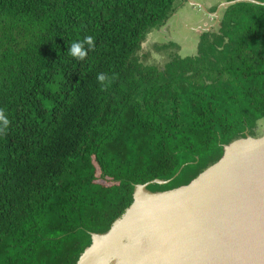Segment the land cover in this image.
<instances>
[{
  "label": "trees",
  "instance_id": "1",
  "mask_svg": "<svg viewBox=\"0 0 264 264\" xmlns=\"http://www.w3.org/2000/svg\"><path fill=\"white\" fill-rule=\"evenodd\" d=\"M180 1L0 0V264H77L138 185H189L257 136L264 0L224 7L194 54L147 63L144 44ZM88 36L95 48L72 58Z\"/></svg>",
  "mask_w": 264,
  "mask_h": 264
},
{
  "label": "rangeland",
  "instance_id": "2",
  "mask_svg": "<svg viewBox=\"0 0 264 264\" xmlns=\"http://www.w3.org/2000/svg\"><path fill=\"white\" fill-rule=\"evenodd\" d=\"M178 4H180V6L168 24L162 29L152 32L144 44L143 52L149 55L146 58L147 63L163 66L169 61V53L172 52H178L183 56L194 54L198 47L201 32L205 29L211 30L218 24L220 18L219 14L224 7H227L228 2L227 0H184L180 1ZM217 5L220 6L218 12L215 13L211 8ZM171 42L177 43V47H170L166 50L165 48L157 49V46L169 45ZM256 133L257 136L255 138L264 136V120L259 122ZM255 148H257L256 143L254 144L252 142L240 143L236 147L238 154L244 153L245 151H254ZM253 158L258 164H263L264 150H262L259 156L256 155ZM241 164H246L243 170H239L240 172L234 171L229 180H225L227 176H225V179L224 177L220 180L218 179L206 191L203 189V192L195 194V198H193L194 196L189 198L185 205H183L184 215L176 213L178 216L177 220L175 219V213H173L172 215L162 216L155 222L152 220L151 228L147 227V225H143L141 222L139 224L140 229H137V236L140 237V241L136 239V237L133 239L132 232L130 237L123 239L124 246L120 244V246L113 247L115 244L113 243V245L97 255L89 264H173L171 253L178 251L176 250L177 247L174 249L175 241L180 238V241H183L182 246H184L187 242L184 239H187V235L190 232L195 231L200 237L198 239H200L201 242L198 241L196 245L200 243L203 244V242H206V245H208L213 241L214 237L210 230H215L223 236L231 234L233 225L231 224V227L228 228L227 225L223 223L226 220H220L222 224L216 223L215 220L209 221L208 217L211 218V216L205 211V207L208 212L215 213L219 211L218 208H221L222 204L225 206L224 209L228 208L227 204H229V201L234 203L231 204L232 206L230 207L234 208L235 211L237 210V205L246 204V207H243V216L239 217L237 211L234 212L232 210L234 214L230 217L231 222H238V224L241 221L247 222L248 220H252L254 217L256 218V216L260 217V214L263 216L264 203H261V205L258 202L254 203L252 201L254 204V206H252L251 199L248 198V196L245 197L241 184L242 182L248 184L245 186L246 188L250 183L254 185L253 189L255 188L260 192L261 196H259V198L261 197L260 199L263 200L264 176L257 173L258 168L253 159L251 161L250 159L241 161ZM236 177L239 181L236 180ZM257 191H255L256 195H258ZM254 201L256 202V199H254ZM251 206L253 209L255 207V211ZM260 220H262L260 222H263L264 216ZM226 222L230 224V219ZM262 234L264 235V230ZM236 239H238V237H236ZM192 240L190 239L187 244L191 245ZM160 241H162L160 246H153ZM141 245L143 247H141ZM172 246L173 248L171 249ZM130 247H133V259L131 260L127 257V251ZM238 248L243 251L244 246L243 248ZM134 250H139L140 252H135ZM237 251L239 250L237 249Z\"/></svg>",
  "mask_w": 264,
  "mask_h": 264
},
{
  "label": "water",
  "instance_id": "3",
  "mask_svg": "<svg viewBox=\"0 0 264 264\" xmlns=\"http://www.w3.org/2000/svg\"><path fill=\"white\" fill-rule=\"evenodd\" d=\"M238 1H245V0H237L235 2H228L227 6L231 5L232 3H236ZM246 1H248V0H246ZM244 142H254V144L256 143L259 146H261V145L264 146V136L261 138H255V137L249 135L246 138H241V139L233 142L232 144L227 145L226 146V153H225L224 157L218 163H216L213 166H211L210 168H208L205 172H203L198 178H196L194 181H192L189 185H185V186H182V187H179V188H176L173 190L165 191V192H152L148 189V186L151 183L165 184V183H168L169 181H164V180L158 179V180H155V181L147 183V184L138 185L136 188V191H135V201L132 204V206L126 211V213L120 219H118L115 222V224L113 225V227L111 228V230L108 233H106V234H96V233L93 234V244L86 249V251L82 254V256H81V258L77 264H89L97 255L102 253L105 250L104 248H107L109 246V243L112 240H115V238L117 236H119V233L123 230L125 225L131 223L133 221V219L136 218L137 216H141L140 212L142 209H144L146 207L147 208H156V207H161V206L167 205V203L161 199L169 198L170 197L169 195H172V196L179 195L182 197H183V195H187V196H189V198H192V196H193L192 194L194 192H196L200 189H206L207 190L218 179L220 180L223 177L228 176L230 173H232L234 171L240 172L238 170V168L235 166V163L233 161V155H234L235 151H237L235 148L238 146V144L244 143ZM219 174H221V175H219ZM211 176H212V178H210ZM236 180L239 181V179L237 177H236ZM240 182H242V181H240ZM241 185H242L241 187L243 188V192L245 193V197L248 196V198L251 199L250 201H251L252 206H254L253 202L254 203L258 202L259 204L264 203V199L262 200L259 198V196H261L260 192H258L255 188L253 189L254 185H251V183H250V185L247 188L245 186L248 184L242 182ZM142 189L147 194H149L151 196L150 198H152L153 201H147V200L142 201L140 199L138 194ZM206 190H204V191H206ZM255 191L258 192V195H256ZM189 198L186 199V196H185V199H182L180 201V203L177 202L178 205L175 207L174 213L176 212V213H181V215H184L183 205H185L186 201H188ZM255 198H256V202L254 201ZM164 202L166 204H164ZM227 205H228V207L232 206L231 204H227ZM178 206H180V207L177 208ZM169 208L170 207L164 208L163 209L164 212L159 213L160 217L167 216V215L171 214V212L169 213V211H170ZM252 209H253V207H252ZM253 210L255 211V207ZM148 215H150V214H148ZM149 219H150V221L154 220L152 218H149ZM256 219L257 218L254 217V219H252V220H248L247 222L241 221V222H239V224H238V222H236V223L231 222V219H230V225L231 224L233 225V229L231 231V234H229V240L234 241L235 245H238V247H240V248H243V246H244V249L241 253L234 250L235 253L234 254L230 253L229 255H227L228 254V252L226 250L227 245L225 246V241H224V237H228V236H223L222 234H221L222 235L221 236L217 231L210 230L209 228H206L205 226H203L204 228L209 229L210 232H212L213 237H214L213 241L208 244L209 246L207 245V247H209V249H211L209 251V254H211L209 257H212V258L210 261H206V264H264V252H262V249L264 248V235L262 234L261 239L258 242V241H256V237H254V233L252 232V229H253L252 224L253 225L255 224ZM208 220L209 221L215 220L216 223L222 224L220 220L213 218V217H211V218L208 217ZM136 226H138V225H136ZM263 230H264V224H263L262 232H263ZM236 237H238V239H236ZM97 239H99V240L97 241ZM190 239L191 238L188 237V239L185 238L184 240L188 241ZM244 239H246V241ZM254 240H255V242L252 245V241H254ZM121 241H123V240H121ZM139 241H140V239H139ZM204 244H206V242ZM259 245L260 246L262 245V249L259 250V252H256L255 248H256V246L258 247ZM196 246H198V245H196ZM205 246L203 245V246H201V248L204 249ZM137 251H139V250H137ZM236 252L238 253V255ZM171 256H172L171 257V260H172L173 259V252L171 253Z\"/></svg>",
  "mask_w": 264,
  "mask_h": 264
},
{
  "label": "bare ground",
  "instance_id": "4",
  "mask_svg": "<svg viewBox=\"0 0 264 264\" xmlns=\"http://www.w3.org/2000/svg\"><path fill=\"white\" fill-rule=\"evenodd\" d=\"M254 143V142H252ZM257 148L254 149V151H251V152H247L245 151L244 153H241V154H238L237 152L238 151H235L234 155H233V161L235 163V166L238 168V170H243L244 168V165L246 164H241V161H244V160H248L250 159V161L253 159L254 162H255V165L257 166L258 168V171L257 173L260 174V175H263L264 176V163L263 164H258L255 159L253 157H255L256 155L259 156V154L262 152V150H264V146H259L258 144H256ZM236 149V148H235ZM237 150V149H236ZM240 153V152H239ZM257 160V158H256ZM237 172V171H236ZM234 173V172H232ZM232 173H230L227 178L224 179L227 181V179L229 180V178H231L232 176ZM221 175V174H219ZM218 176V175H217ZM231 176V177H230ZM212 178V176L210 177ZM205 187V186H204ZM227 187V186H226ZM242 189V188H241ZM203 189H200L198 191H196L197 193H201L203 192L202 191ZM206 190V189H205ZM196 192H194L192 195L194 196L193 198H195L196 196L194 194H196ZM244 193V192H243ZM245 195V194H244ZM138 196L140 197V199L142 201H153L152 198H150L151 196L149 194H147L143 189L139 192ZM170 197L169 198H165V199H161L163 201H165L167 203V205H164V206H161V207H156V208H144L141 210V216H137L136 218L133 219V221L127 225L124 226L123 230L119 233V236H117L115 238V240H112L110 243H109V246L110 247L111 245H113V243H115L113 245V247H116V246H120V244H122L121 246H124L123 244V240L124 238H127V237H130V234L131 232H133V239L136 237V239H140L139 236H137V229H140V226L139 224L141 222H143L142 224L143 225H147V227L151 228V224L152 222L150 221L149 218H152L154 219L153 222H155L159 217H160V214L159 213H163V209L166 208V207H170L169 208V213L171 212V215L174 213V208L178 205L177 202L180 203V201L182 199H185V196H186V199L189 198V196L187 195H183L182 196H179V195H169ZM261 198V197H260ZM256 199V198H255ZM164 202V204H166ZM229 204H234L232 202L229 201ZM224 204H222V207L221 208H218L219 211L215 212V213H212V212H208L207 211V208L205 207V211L208 213V215H210L211 217L213 218H216L218 220H221V221H228L229 218L231 217L232 214H234V212L237 211L239 217L240 216H243L244 214V211H243V207H246V204L245 205H237V210L235 211L234 208H231V207H228V208H225V206H223ZM180 207V206H179ZM178 207V208H179ZM177 209V208H176ZM247 209V208H246ZM228 210V212H227ZM234 212H233V211ZM204 211V212H205ZM150 214V215H148ZM148 215V216H147ZM175 219L177 220L178 219V216L175 212ZM264 216V215H263ZM262 214H260V217H256V222L255 224L253 225L252 224V232L254 233V237H256V241H260L261 239V236H262V229H263V223L260 222L262 220H260L262 217ZM144 218V219H143ZM231 219V218H230ZM143 220V221H142ZM223 222L224 224L227 225L228 228L231 227V225L227 222ZM220 222V221H219ZM264 222V221H263ZM149 224V225H148ZM138 225V226H136ZM146 227V228H147ZM230 231V229H229ZM145 233V232H144ZM143 233V234H144ZM160 234H163V233H160ZM146 236V235H145ZM149 236V235H148ZM229 236V235H227ZM191 238L193 239L192 240V244L191 245H188L187 241L186 244H184V246H182V243L183 241H180L181 239H177L175 241V245H174V249L177 247L176 250H178L177 252L174 251L173 253V264H206V261H210L212 257H209L211 254H209V251L211 249H209V247H207L206 244H204L205 242H203V245L206 247H204V249L201 248L202 243H200L198 246H196L197 242L200 241V238L195 231L193 232H190L188 235H187V239ZM118 238V239H117ZM145 238V237H144ZM143 238V240H144ZM99 239H97L98 241ZM141 240V239H140ZM246 241V239H244ZM251 240V239H250ZM150 241V240H149ZM224 241H225V246H226V250L228 252L227 255H229L230 253L234 254L235 251H237V249L239 250L238 252H242L239 248H238V245H235L234 241H230L229 240V237H224ZM201 242V241H200ZM255 240L252 241V245L254 244ZM162 243V241L158 242L157 244H154L153 246L154 247H158L160 246V244ZM144 244V243H143ZM142 244V245H143ZM234 244V245H233ZM141 245V247H143ZM251 245V246H252ZM209 246V245H208ZM107 247V248H108ZM146 247V246H145ZM107 248H104V249H107ZM173 248V246L171 247V249ZM262 249V245L260 246H256L255 250L256 252H259V250ZM235 250V251H234ZM135 251V250H134ZM136 252V251H135ZM137 252H140V251H137ZM262 252H264V248L262 249ZM130 253V254H129ZM127 257L131 260L133 259V247L127 251ZM180 254V255H179ZM209 254V255H208ZM155 261V260H154ZM153 261V262H154ZM128 263V262H127ZM152 264V263H151Z\"/></svg>",
  "mask_w": 264,
  "mask_h": 264
},
{
  "label": "clouds",
  "instance_id": "5",
  "mask_svg": "<svg viewBox=\"0 0 264 264\" xmlns=\"http://www.w3.org/2000/svg\"><path fill=\"white\" fill-rule=\"evenodd\" d=\"M95 48V40L92 36L85 37L82 41H76L72 43L68 48V54L79 61H84L86 57L88 56V52L91 49ZM97 80L101 84V87H107L109 81V78L103 74L100 73L97 75ZM10 125V121L5 115V113L0 110V133L5 132L8 130Z\"/></svg>",
  "mask_w": 264,
  "mask_h": 264
}]
</instances>
